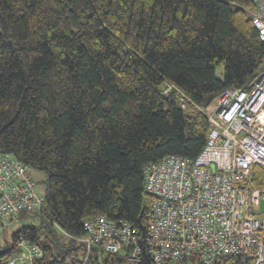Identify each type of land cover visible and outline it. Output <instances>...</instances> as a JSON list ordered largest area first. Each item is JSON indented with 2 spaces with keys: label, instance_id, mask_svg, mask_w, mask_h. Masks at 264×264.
<instances>
[{
  "label": "trees",
  "instance_id": "1",
  "mask_svg": "<svg viewBox=\"0 0 264 264\" xmlns=\"http://www.w3.org/2000/svg\"><path fill=\"white\" fill-rule=\"evenodd\" d=\"M253 11L249 0H0V153L45 177L40 212L3 233L0 264L19 238L42 249L35 264L80 261L89 217L144 225L143 165L195 159L209 131L177 92L208 108L262 68ZM250 178L264 188L259 168ZM86 264L132 263L92 248Z\"/></svg>",
  "mask_w": 264,
  "mask_h": 264
},
{
  "label": "built area",
  "instance_id": "2",
  "mask_svg": "<svg viewBox=\"0 0 264 264\" xmlns=\"http://www.w3.org/2000/svg\"><path fill=\"white\" fill-rule=\"evenodd\" d=\"M253 5L252 25L264 43V0ZM168 94L171 86L162 88ZM178 106L200 111L209 131L195 159L167 155L142 167L151 200L144 232L105 215L83 222L84 256L59 264H86L92 248L138 264H264V188H251L253 168L264 174V64L246 88L223 90L208 108H199L180 92ZM255 179V178H254ZM31 169L0 153V237L22 214L41 210ZM5 264H35L42 249L23 238Z\"/></svg>",
  "mask_w": 264,
  "mask_h": 264
},
{
  "label": "rangeland",
  "instance_id": "3",
  "mask_svg": "<svg viewBox=\"0 0 264 264\" xmlns=\"http://www.w3.org/2000/svg\"><path fill=\"white\" fill-rule=\"evenodd\" d=\"M221 71H222V66L220 65L217 67V73L220 74ZM31 175H32V178L34 179V181L36 183V193L38 195L43 196L44 192H45V184H44L45 177H44L43 173L40 171L31 170ZM260 208H261V211L264 212V201H261ZM4 237H5V235L2 234L0 237V240L2 241L4 239Z\"/></svg>",
  "mask_w": 264,
  "mask_h": 264
},
{
  "label": "water",
  "instance_id": "4",
  "mask_svg": "<svg viewBox=\"0 0 264 264\" xmlns=\"http://www.w3.org/2000/svg\"><path fill=\"white\" fill-rule=\"evenodd\" d=\"M139 229L141 230V232H142V234H143V232H144V226L141 224V225H139Z\"/></svg>",
  "mask_w": 264,
  "mask_h": 264
}]
</instances>
